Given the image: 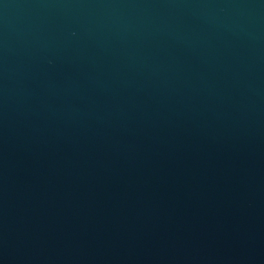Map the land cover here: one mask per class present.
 Wrapping results in <instances>:
<instances>
[{
  "label": "water",
  "instance_id": "water-1",
  "mask_svg": "<svg viewBox=\"0 0 264 264\" xmlns=\"http://www.w3.org/2000/svg\"><path fill=\"white\" fill-rule=\"evenodd\" d=\"M0 264H264V0H0Z\"/></svg>",
  "mask_w": 264,
  "mask_h": 264
}]
</instances>
